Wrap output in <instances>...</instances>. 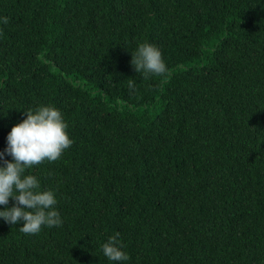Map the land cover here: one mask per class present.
Instances as JSON below:
<instances>
[{
    "label": "trees",
    "instance_id": "trees-1",
    "mask_svg": "<svg viewBox=\"0 0 264 264\" xmlns=\"http://www.w3.org/2000/svg\"><path fill=\"white\" fill-rule=\"evenodd\" d=\"M0 17V151L40 104L74 140L29 170L63 223L0 218V264H115L117 232L123 264H264V0H0ZM145 41L165 74L135 71Z\"/></svg>",
    "mask_w": 264,
    "mask_h": 264
},
{
    "label": "clouds",
    "instance_id": "clouds-1",
    "mask_svg": "<svg viewBox=\"0 0 264 264\" xmlns=\"http://www.w3.org/2000/svg\"><path fill=\"white\" fill-rule=\"evenodd\" d=\"M6 23L7 17H0ZM131 63L137 73L162 75L167 66L160 48L149 42H141L131 51ZM131 86V85H130ZM25 118L14 124L6 136V147L0 151V218L9 224L22 221L20 231L35 234L42 226H60L63 223L55 207V191L41 187L40 179L30 169L47 160H58L74 140L68 132V124L61 110L52 104H40L23 110ZM12 159H6L5 155ZM103 255L115 264L128 261L119 233L110 235L100 245Z\"/></svg>",
    "mask_w": 264,
    "mask_h": 264
}]
</instances>
